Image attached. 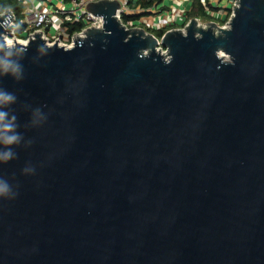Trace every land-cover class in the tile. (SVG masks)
Instances as JSON below:
<instances>
[{
	"label": "water",
	"instance_id": "water-1",
	"mask_svg": "<svg viewBox=\"0 0 264 264\" xmlns=\"http://www.w3.org/2000/svg\"><path fill=\"white\" fill-rule=\"evenodd\" d=\"M236 5L227 28L166 32L165 55L108 0L70 46L13 51L23 79L0 87L23 140L0 162V264H264V0Z\"/></svg>",
	"mask_w": 264,
	"mask_h": 264
},
{
	"label": "built area",
	"instance_id": "built-area-1",
	"mask_svg": "<svg viewBox=\"0 0 264 264\" xmlns=\"http://www.w3.org/2000/svg\"><path fill=\"white\" fill-rule=\"evenodd\" d=\"M22 8L21 16L18 20V24L23 27V30L19 33H16L17 21L16 16L13 11L9 9L10 15L13 17L11 19V23H8V26L13 27L10 32L11 39L21 42H27L29 39L33 38L34 35L38 34L46 43H55L57 42L60 45L70 46L73 41L77 38H81L80 36H84L85 31L90 29H101L102 28V17L94 16L86 10V7L89 3L98 2L103 0H69V5L65 9L64 2H61V6L58 9H45L40 10L35 5L33 0H16ZM108 1H117L119 3V8L116 10L115 16L117 20L126 28V29H143L146 33L153 35L158 43L157 50L160 51L161 54L165 55L166 50L161 47L160 39L162 36L171 30H182L189 22L187 20L184 25L179 28L171 29L169 27H161L158 29H150L143 28L141 26H136L124 20V15H128L129 12H137V10L133 9L132 4H136L137 0H108ZM149 2L151 0H144ZM223 0L217 1V7L215 9L211 7H207L204 10L205 14L210 18V20L206 21L215 23L220 28H227V23L230 18L233 16V11L236 7H238V0H226L225 3H222ZM2 13V12H1ZM59 15L63 18V22L61 24H55L53 22V16ZM69 15L71 20L66 21L64 19L65 16ZM198 25L201 27L205 26L207 23L202 24L200 19H197ZM65 22H82L83 28L73 35H67V27L64 26ZM54 29L52 32L51 29ZM164 31L163 35L158 38L155 36V32Z\"/></svg>",
	"mask_w": 264,
	"mask_h": 264
},
{
	"label": "clouds",
	"instance_id": "clouds-1",
	"mask_svg": "<svg viewBox=\"0 0 264 264\" xmlns=\"http://www.w3.org/2000/svg\"><path fill=\"white\" fill-rule=\"evenodd\" d=\"M28 42L16 41L10 38L0 40V52H6L7 55L0 56V77L9 76L15 81L23 79L24 67L18 60L11 59L13 51L24 52L27 50ZM39 51L43 52L41 47ZM18 101L15 92L8 91L0 87V162L7 163L16 158L14 147L18 146L23 140V134L19 131L21 125L18 123V116L13 109ZM47 120L41 108H35L31 113V124L39 126ZM10 186L0 180V196L7 195Z\"/></svg>",
	"mask_w": 264,
	"mask_h": 264
},
{
	"label": "crops",
	"instance_id": "crops-1",
	"mask_svg": "<svg viewBox=\"0 0 264 264\" xmlns=\"http://www.w3.org/2000/svg\"><path fill=\"white\" fill-rule=\"evenodd\" d=\"M69 0H36L42 5L38 9H58L61 2H64L65 9L69 5ZM218 0H211L204 8L217 7ZM194 0H151L146 2L144 0H137L136 4H132L133 9L137 12H129L124 15V20L133 25L141 26L143 28L158 29L163 26L171 29L179 28L185 24L190 17L189 13L192 10ZM202 5V4H201ZM37 6V5H36ZM203 6V5H202ZM196 19V17H195ZM197 19H199L197 17Z\"/></svg>",
	"mask_w": 264,
	"mask_h": 264
},
{
	"label": "trees",
	"instance_id": "trees-1",
	"mask_svg": "<svg viewBox=\"0 0 264 264\" xmlns=\"http://www.w3.org/2000/svg\"><path fill=\"white\" fill-rule=\"evenodd\" d=\"M6 8L11 9L16 16V21H17V27H16V33H19L23 30V27L18 24V20L22 18L21 12L22 8L21 5L16 1V0H0V13L3 12ZM205 6H202L200 3V0H194L193 5H192V10L189 13L190 17L192 18H199L205 21L210 20V18L205 14L204 12ZM65 27H67V35L71 36L74 33L79 32L83 28V23L82 22H65L64 24ZM164 31H157L155 32V36L160 38L163 35Z\"/></svg>",
	"mask_w": 264,
	"mask_h": 264
},
{
	"label": "rangeland",
	"instance_id": "rangeland-1",
	"mask_svg": "<svg viewBox=\"0 0 264 264\" xmlns=\"http://www.w3.org/2000/svg\"><path fill=\"white\" fill-rule=\"evenodd\" d=\"M33 1L35 2V5H37V7H38V6L40 7V6L42 5L41 2H36V0H33ZM197 1H198V0H197ZM209 1H211V0H200V3H201L203 6L206 7L207 4L209 3ZM225 2H226V0H223V1H222V3H225ZM64 19H65L66 21H70V20H71V18H70L69 15L65 16ZM200 21H201L202 24L207 23L205 20H202V19H200ZM53 22H54L55 24H61V23L63 22V18H62L61 16H59V15H55V16H53ZM51 31L53 32L54 29L52 28Z\"/></svg>",
	"mask_w": 264,
	"mask_h": 264
},
{
	"label": "bare ground",
	"instance_id": "bare-ground-1",
	"mask_svg": "<svg viewBox=\"0 0 264 264\" xmlns=\"http://www.w3.org/2000/svg\"><path fill=\"white\" fill-rule=\"evenodd\" d=\"M203 27H205V26H203ZM80 37H83V36H80ZM5 38H10V37H5ZM11 39V38H10Z\"/></svg>",
	"mask_w": 264,
	"mask_h": 264
}]
</instances>
